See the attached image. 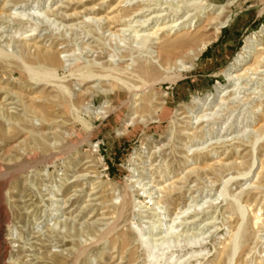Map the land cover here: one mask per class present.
<instances>
[{
    "label": "rangeland",
    "instance_id": "1",
    "mask_svg": "<svg viewBox=\"0 0 264 264\" xmlns=\"http://www.w3.org/2000/svg\"><path fill=\"white\" fill-rule=\"evenodd\" d=\"M150 1L0 0V264H264V0Z\"/></svg>",
    "mask_w": 264,
    "mask_h": 264
},
{
    "label": "bare ground",
    "instance_id": "2",
    "mask_svg": "<svg viewBox=\"0 0 264 264\" xmlns=\"http://www.w3.org/2000/svg\"><path fill=\"white\" fill-rule=\"evenodd\" d=\"M133 1H136V0H133ZM141 1V0H140ZM156 1V0H155ZM162 1V0H161ZM160 2V1H159ZM142 3L144 4L143 8H141L139 10L138 13H136V16H137V20L135 21L136 22V27L138 29L135 30L136 32V36H144V37H149V36H155V39H159V32H146V29L148 26H150V23L152 22H158L159 20L162 19V17L164 16L162 11V7H160L158 4H155V3H152L150 0H142ZM160 4V3H159ZM162 9V10H161ZM20 14V13H19ZM22 14V13H21ZM20 14V15H21ZM12 15V14H11ZM24 15V14H23ZM25 16V15H24ZM27 16V14H26ZM135 16V17H136ZM134 17V18H135ZM21 18V17H20ZM19 19V18H18ZM2 20V19H1ZM89 20V19H88ZM14 21V20H13ZM90 21V20H89ZM162 21V20H161ZM4 22V20H3ZM185 21H178V20H172L170 24H165L164 26L162 27H157L156 28V31L158 30H165L166 28H170L171 30H174L175 31H178V30H181L182 28H184V23ZM1 23V22H0ZM167 23V22H165ZM184 23V24H183ZM3 24V23H2ZM158 25V24H157ZM4 27V26H3ZM7 28V26H6ZM66 28V27H65ZM69 28V27H68ZM5 30V28H3ZM127 29H123V31H125ZM141 31H143V33H141ZM191 31V29L189 30ZM3 32V31H2ZM5 33V32H4ZM29 35V34H28ZM31 35V34H30ZM27 36V35H26ZM4 37V34L2 35L1 37V40H3L2 38ZM31 38V37H30ZM5 39V38H4ZM187 43L185 40H180V41H177L176 43H170L168 44V51L166 52V56H167V60L169 62H176V64L178 65V67L180 68V70H183L184 69V61L182 59H179L178 58V55L182 54V53H185V55L187 54ZM189 46V45H188ZM250 48V47H249ZM249 55L252 54V50L251 49H247L246 50ZM189 54L192 55L193 57H195L196 53H197V50L196 49H190L189 50ZM89 56V54H88ZM43 58H45V60H48L50 63L52 64H56L59 62V59L56 55V53H52V52H44L43 54ZM241 58V56H240ZM66 59V58H65ZM243 60V59H242ZM87 61V60H86ZM239 61V60H238ZM59 65V64H58ZM95 65V63L93 62H89L87 61V64L84 66V68L86 70H84L83 72L85 73H88L89 69H91L93 66ZM54 67H56V65H54ZM54 70H57L56 68H54ZM47 71V70H46ZM44 71V72H46ZM38 72V71H37ZM44 72L41 74V75H44ZM53 72V71H52ZM51 72V73H52ZM48 73H50V71L48 70ZM39 74V72H38ZM53 74H56L55 71L53 72ZM46 75V74H45ZM47 76V75H46ZM50 76V75H48ZM54 76V75H52ZM230 77L232 79H237V74L236 73H231L230 74ZM55 78V77H54ZM235 86L237 85L238 88L240 87V82L235 80ZM61 86V85H60ZM64 87V86H63ZM68 88V87H67ZM68 91V90H67ZM131 91V90H130ZM138 91V90H137ZM200 118H197V121L193 122V123H196L199 121ZM233 177L229 178L228 181L232 180ZM146 189V188H145ZM159 189V188H158ZM158 192L157 188L155 189V191L153 192H150V196L151 197H154V195ZM126 202V201H125ZM184 213H186V211H182V212H179L177 215H183ZM176 215V216H177ZM176 218H180L179 216H177ZM173 219V223H175V219ZM166 221V219H164ZM163 231V230H162Z\"/></svg>",
    "mask_w": 264,
    "mask_h": 264
}]
</instances>
